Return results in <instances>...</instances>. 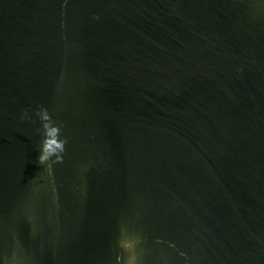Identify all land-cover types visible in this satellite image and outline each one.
<instances>
[{"label": "water", "instance_id": "1", "mask_svg": "<svg viewBox=\"0 0 264 264\" xmlns=\"http://www.w3.org/2000/svg\"><path fill=\"white\" fill-rule=\"evenodd\" d=\"M0 264H264V0H0Z\"/></svg>", "mask_w": 264, "mask_h": 264}, {"label": "clouds", "instance_id": "2", "mask_svg": "<svg viewBox=\"0 0 264 264\" xmlns=\"http://www.w3.org/2000/svg\"><path fill=\"white\" fill-rule=\"evenodd\" d=\"M37 115L45 122L43 123L44 128V140L42 143V150L40 155L38 156V163L45 164L48 160L55 157L53 163L62 162L61 153L64 152L66 139L60 138L61 128L59 125L55 124L49 115L46 109L41 108ZM51 167V165H49ZM117 259H121V257H117Z\"/></svg>", "mask_w": 264, "mask_h": 264}]
</instances>
